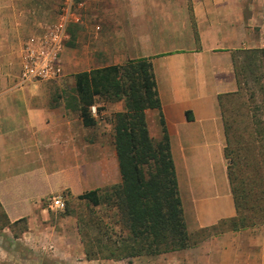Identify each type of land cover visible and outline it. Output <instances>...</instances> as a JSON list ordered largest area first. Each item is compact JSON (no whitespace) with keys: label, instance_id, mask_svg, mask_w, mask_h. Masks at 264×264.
Here are the masks:
<instances>
[{"label":"crops","instance_id":"obj_1","mask_svg":"<svg viewBox=\"0 0 264 264\" xmlns=\"http://www.w3.org/2000/svg\"><path fill=\"white\" fill-rule=\"evenodd\" d=\"M80 14L61 77L22 83V46L36 23L0 12V207L10 225L45 219L48 196L75 200L122 183L114 128L124 101L93 96L101 117L85 125L76 75L148 60L160 104L144 111L148 135L167 136L186 232L205 237L111 263L264 264V225L219 227L235 216L219 100L237 91L241 52L264 50V0H87ZM80 254L74 264L91 263Z\"/></svg>","mask_w":264,"mask_h":264},{"label":"trees","instance_id":"obj_2","mask_svg":"<svg viewBox=\"0 0 264 264\" xmlns=\"http://www.w3.org/2000/svg\"><path fill=\"white\" fill-rule=\"evenodd\" d=\"M241 53L262 56L264 50ZM245 71L235 61L237 91L219 100L227 177L235 206V216L221 222L220 231L264 225V95L256 100L251 93L250 101L249 97L244 99ZM76 79L85 125L94 122L89 109L93 96L110 102L123 100L125 104V113L116 116L114 128L122 183L104 192H114L121 201L132 244L125 248V256L115 258L153 256L190 247L167 136L163 134L160 141L154 142L145 124L144 111L160 109L150 62L105 67L80 73ZM96 193H85L78 199H90ZM3 215V227L10 226Z\"/></svg>","mask_w":264,"mask_h":264},{"label":"rangeland","instance_id":"obj_3","mask_svg":"<svg viewBox=\"0 0 264 264\" xmlns=\"http://www.w3.org/2000/svg\"><path fill=\"white\" fill-rule=\"evenodd\" d=\"M76 2L84 4L77 12H85L87 0ZM61 6L62 0H0V12H23L30 24L36 23L35 31L26 41L42 34L55 22ZM72 44V39H68L65 47H72ZM237 65L246 68L242 80L244 99L249 97L250 101L251 93L256 100L263 98L264 54L241 53ZM92 106L96 107V115H91L100 118L102 107ZM112 193L98 192L90 199L66 200L63 212L46 207L45 219L40 216L34 227L26 220L3 227L5 218L0 207V264H74L83 261L79 257L82 251L90 264H112L111 261L136 258H115L128 253L125 248L132 244V234L124 220L121 201ZM203 237L205 232L189 237L188 242L191 246Z\"/></svg>","mask_w":264,"mask_h":264},{"label":"built area","instance_id":"obj_4","mask_svg":"<svg viewBox=\"0 0 264 264\" xmlns=\"http://www.w3.org/2000/svg\"><path fill=\"white\" fill-rule=\"evenodd\" d=\"M83 6V3L76 0H62L57 20L49 24L42 34L23 44L20 71L22 83L49 82L61 77L63 69L60 55L68 39L67 30L70 25L80 23L81 14L77 10H81ZM89 109L91 114L96 115L95 106H90ZM66 200L63 194L51 195L44 198L43 204L52 211L63 212Z\"/></svg>","mask_w":264,"mask_h":264}]
</instances>
